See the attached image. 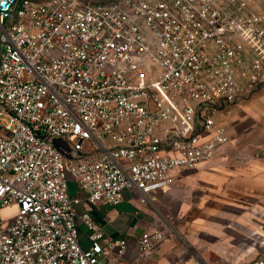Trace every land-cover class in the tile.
<instances>
[{"label": "built area", "instance_id": "obj_1", "mask_svg": "<svg viewBox=\"0 0 264 264\" xmlns=\"http://www.w3.org/2000/svg\"><path fill=\"white\" fill-rule=\"evenodd\" d=\"M264 90V0H0V264H131L88 213L165 191ZM145 231L139 254L165 238ZM245 264H264V259Z\"/></svg>", "mask_w": 264, "mask_h": 264}, {"label": "crops", "instance_id": "obj_2", "mask_svg": "<svg viewBox=\"0 0 264 264\" xmlns=\"http://www.w3.org/2000/svg\"><path fill=\"white\" fill-rule=\"evenodd\" d=\"M228 140L215 156L196 168L176 169L165 191L142 200L127 189L114 206L90 204L69 180V192L84 200L78 206L79 242L91 245L83 219L88 213L108 237L125 239L131 264H245L264 259V90L217 113ZM166 238L141 255L143 232ZM115 261L114 264H117Z\"/></svg>", "mask_w": 264, "mask_h": 264}, {"label": "rangeland", "instance_id": "obj_3", "mask_svg": "<svg viewBox=\"0 0 264 264\" xmlns=\"http://www.w3.org/2000/svg\"><path fill=\"white\" fill-rule=\"evenodd\" d=\"M17 210V205L13 204L11 206L2 208L0 214L5 222H9L13 219Z\"/></svg>", "mask_w": 264, "mask_h": 264}]
</instances>
